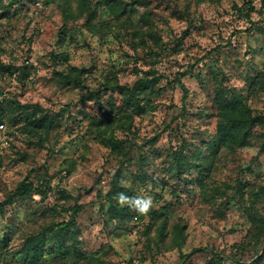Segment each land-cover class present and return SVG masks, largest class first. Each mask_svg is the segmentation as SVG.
Wrapping results in <instances>:
<instances>
[{
	"label": "rangeland",
	"instance_id": "rangeland-1",
	"mask_svg": "<svg viewBox=\"0 0 264 264\" xmlns=\"http://www.w3.org/2000/svg\"><path fill=\"white\" fill-rule=\"evenodd\" d=\"M98 1L88 2L95 7L88 22L86 14L76 17L75 0L69 6L66 0H0V60L29 73L0 74V101L22 105L0 106V203L26 176L34 186L45 179L50 187L43 199L2 205L0 243L7 244L0 264H26V237L68 220L63 209L75 202L82 210L66 244L86 257L95 254L98 264H264L254 222L264 218V94L251 86L264 63L263 0H249L254 12L246 0H119L127 7L118 20L95 6ZM143 14L149 26L139 20ZM69 66L87 69L85 90L57 85L54 72ZM145 73L158 76L162 91L145 113L130 109V132L114 130L123 149L115 154L98 128L121 98L103 86L113 76L131 86ZM177 73H186L180 76L185 90ZM215 79L262 115L250 146L229 152L209 143ZM82 95L92 99L81 102ZM34 106L53 118L47 134H35L17 116ZM179 150L191 165L180 174L172 161ZM118 169L120 181H130L119 182L130 197L151 196L159 217L134 211L110 217L106 194ZM72 255L44 254L27 264H72Z\"/></svg>",
	"mask_w": 264,
	"mask_h": 264
},
{
	"label": "trees",
	"instance_id": "trees-1",
	"mask_svg": "<svg viewBox=\"0 0 264 264\" xmlns=\"http://www.w3.org/2000/svg\"><path fill=\"white\" fill-rule=\"evenodd\" d=\"M54 0H49L53 2ZM70 0H66L67 5L69 6ZM77 2L76 7V17L79 18L86 14V21L91 22L94 17L95 7L92 9L88 6L89 0H75ZM17 3L16 1H14ZM248 8L254 12V8L251 7V1H244ZM264 4V0H263ZM95 6L104 7L106 14L112 16L114 20H118L123 17L126 13V3H122L119 0H99ZM5 9L2 10V13H5ZM17 13V9H15ZM73 15L74 13L71 12ZM247 17L248 13H247ZM139 20L146 26H149V16L143 14L139 17ZM92 25V23H90ZM135 32V31H134ZM65 33H62L64 36ZM146 37V36H145ZM147 38L154 41L156 45L161 42L160 37L156 33H148ZM143 44H146L143 42ZM22 73L26 76L29 75L27 66L15 67L14 65L4 64L0 60V74H10L13 73ZM87 69L78 68L75 66H69L65 71L54 72L55 82L57 85L62 87H72L85 90L86 86L84 84L85 74ZM186 73H180L178 77L175 78L177 84L183 89L184 85L181 82L180 76H185ZM113 83L104 84V91H111L120 96V107L117 109L115 115L110 116L109 121L105 124L104 129L98 128L100 135L104 136L105 144L110 148V150L115 154H121L123 152L121 142L114 137L115 129H124L130 132L132 126L133 114L130 112V109L134 115H140L146 112L147 107L150 106L151 96L158 95L162 91L161 88H156L158 84V76L154 73H145L143 76L138 77L136 81L131 85H120L117 81L116 76H113ZM252 87L257 89L264 94V63L262 70L253 78ZM90 94V93H88ZM100 90H96L95 99L99 98ZM90 95L80 97L81 102L91 100ZM6 102L10 107H19L22 106L19 103L2 99L1 103ZM213 102L216 107V124H215V133L209 138V143L217 149H224L229 152H234L250 146L252 140L255 137L254 128L262 120V115L254 114L252 108L247 103L246 98L237 90L232 87L225 85L222 80L215 79L214 85V95ZM3 116V113H0V117ZM19 120L24 121V125L30 126L35 134L42 135L47 134L49 129L53 127L54 121L53 118L41 111L37 106L32 108H26L25 111H22L17 114ZM10 123L16 124L18 119L12 117L9 119ZM264 138V136H262ZM262 150H264V143L262 145ZM172 161L176 171L180 174L183 170V167H190V163L187 162L186 156L183 155L181 150L174 151L172 153ZM67 171H70V168L67 167ZM41 181L37 185H33L29 181L28 176H26L22 181L17 183L15 189L11 195L2 203H0V213L3 214L4 204H12L14 202L23 201L26 199H31L33 195L40 196L41 199L46 197V192L50 188L49 182L45 179H40ZM120 174L119 169L112 176L111 187L108 190L106 196L109 202L108 213L111 218H116L121 220L127 217L133 209H130L127 206H119L116 202L115 197L117 194L123 192L125 195H131V192L128 188H125L119 184ZM260 191H264V187L260 188ZM66 198H71L64 192ZM82 210V205L74 203L71 207L63 209V211H68L69 218L68 220H63L57 223H51L49 229L41 235L30 234L26 237L24 241V260L25 263H31L34 259H39L42 255L47 254L54 258L66 257L69 254L72 255L74 262L72 264H79L78 260L84 261V264H98V259L95 254L91 256L84 255V253L77 252V247L74 243L70 245L66 244L67 240L72 239V237H67V234L73 235L72 227L75 225V219L77 215ZM136 212V211H134ZM148 214L152 215V219L159 217L160 213L150 210ZM256 226L259 228L258 233H261V242L264 245V218H260L256 221ZM49 236H48V235ZM2 244V245H1ZM6 241L0 243V248L6 246ZM71 248L73 251H71ZM197 249L193 250L190 254L196 252ZM187 254L186 256L190 255ZM182 263V260L180 264ZM39 264H45L43 261Z\"/></svg>",
	"mask_w": 264,
	"mask_h": 264
},
{
	"label": "clouds",
	"instance_id": "clouds-1",
	"mask_svg": "<svg viewBox=\"0 0 264 264\" xmlns=\"http://www.w3.org/2000/svg\"><path fill=\"white\" fill-rule=\"evenodd\" d=\"M120 183L122 185H127L130 181L122 179ZM115 199L119 206H127L136 211L139 215H146L153 207L151 196L129 197L121 192L117 194Z\"/></svg>",
	"mask_w": 264,
	"mask_h": 264
},
{
	"label": "built area",
	"instance_id": "built-area-1",
	"mask_svg": "<svg viewBox=\"0 0 264 264\" xmlns=\"http://www.w3.org/2000/svg\"><path fill=\"white\" fill-rule=\"evenodd\" d=\"M3 128V125H0V129H2Z\"/></svg>",
	"mask_w": 264,
	"mask_h": 264
}]
</instances>
